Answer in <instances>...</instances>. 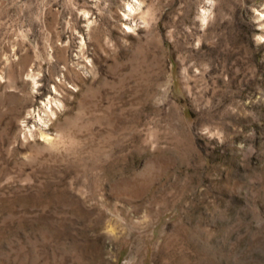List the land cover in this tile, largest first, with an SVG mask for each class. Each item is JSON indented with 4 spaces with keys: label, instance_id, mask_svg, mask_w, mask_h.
I'll return each instance as SVG.
<instances>
[{
    "label": "rangeland",
    "instance_id": "rangeland-1",
    "mask_svg": "<svg viewBox=\"0 0 264 264\" xmlns=\"http://www.w3.org/2000/svg\"><path fill=\"white\" fill-rule=\"evenodd\" d=\"M0 264H264V0H0Z\"/></svg>",
    "mask_w": 264,
    "mask_h": 264
}]
</instances>
